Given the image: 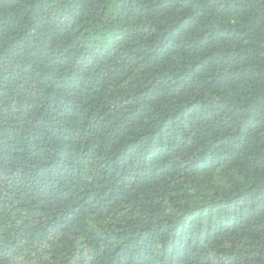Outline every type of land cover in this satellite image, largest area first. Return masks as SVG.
Masks as SVG:
<instances>
[{"label": "trees", "instance_id": "1", "mask_svg": "<svg viewBox=\"0 0 264 264\" xmlns=\"http://www.w3.org/2000/svg\"><path fill=\"white\" fill-rule=\"evenodd\" d=\"M0 264H264V0H0Z\"/></svg>", "mask_w": 264, "mask_h": 264}]
</instances>
